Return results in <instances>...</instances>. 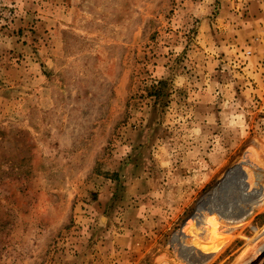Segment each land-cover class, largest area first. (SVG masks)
Returning <instances> with one entry per match:
<instances>
[{"label": "rangeland", "instance_id": "1", "mask_svg": "<svg viewBox=\"0 0 264 264\" xmlns=\"http://www.w3.org/2000/svg\"><path fill=\"white\" fill-rule=\"evenodd\" d=\"M0 264H264V0H0Z\"/></svg>", "mask_w": 264, "mask_h": 264}, {"label": "trees", "instance_id": "2", "mask_svg": "<svg viewBox=\"0 0 264 264\" xmlns=\"http://www.w3.org/2000/svg\"><path fill=\"white\" fill-rule=\"evenodd\" d=\"M165 81H160L156 85H153L152 88H150V95L155 99V102L162 101L163 93L165 91Z\"/></svg>", "mask_w": 264, "mask_h": 264}]
</instances>
